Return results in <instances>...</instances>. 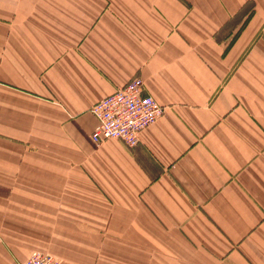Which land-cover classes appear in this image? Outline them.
Listing matches in <instances>:
<instances>
[{"label":"crops","instance_id":"0c3cea01","mask_svg":"<svg viewBox=\"0 0 264 264\" xmlns=\"http://www.w3.org/2000/svg\"><path fill=\"white\" fill-rule=\"evenodd\" d=\"M144 81L165 114L97 147ZM264 264V0H0V264Z\"/></svg>","mask_w":264,"mask_h":264},{"label":"built area","instance_id":"2783aa9c","mask_svg":"<svg viewBox=\"0 0 264 264\" xmlns=\"http://www.w3.org/2000/svg\"><path fill=\"white\" fill-rule=\"evenodd\" d=\"M165 111L154 97L145 94L144 81L135 78L91 109L99 121L93 142L100 147L109 140H120L129 147H136L141 133L157 123ZM23 264L61 263L53 255L34 251Z\"/></svg>","mask_w":264,"mask_h":264}]
</instances>
